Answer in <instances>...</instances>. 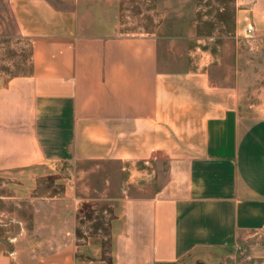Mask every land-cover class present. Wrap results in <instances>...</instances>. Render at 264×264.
I'll return each mask as SVG.
<instances>
[{
  "label": "crops",
  "instance_id": "crops-1",
  "mask_svg": "<svg viewBox=\"0 0 264 264\" xmlns=\"http://www.w3.org/2000/svg\"><path fill=\"white\" fill-rule=\"evenodd\" d=\"M97 1L98 16L7 0L30 69L0 74V175L36 183L78 163L164 158L156 192L115 199L112 264H220L246 242L264 260V116L239 112L234 72L221 81L209 62L185 63L151 32L123 34L106 9L116 0ZM235 25L264 38V0H236ZM71 189L35 199L34 241L19 246L24 229L0 238V264L83 263Z\"/></svg>",
  "mask_w": 264,
  "mask_h": 264
},
{
  "label": "rangeland",
  "instance_id": "rangeland-1",
  "mask_svg": "<svg viewBox=\"0 0 264 264\" xmlns=\"http://www.w3.org/2000/svg\"><path fill=\"white\" fill-rule=\"evenodd\" d=\"M49 1L60 9L86 7L94 16L105 9L97 0ZM106 9L109 15L119 16L123 34L151 32L163 39L170 54L183 56L185 63L194 57L209 62L221 81L234 72L239 112L264 116V38L253 30L237 31L236 0H116L110 7L107 3ZM29 69V42L15 34L7 0H0V74L13 76ZM64 168L41 176L36 183L15 173L0 175V196L7 198L0 204L4 212L0 216L1 241L9 243V237L24 229L27 234L20 238L19 246L32 244L35 199L61 195L71 186L78 203L76 259L82 264H112L113 224L119 208L115 199L122 196L123 189L132 196L156 192L165 181L166 159L158 158L148 166L91 162ZM253 244L246 242L232 253L220 254V264H264L248 252Z\"/></svg>",
  "mask_w": 264,
  "mask_h": 264
},
{
  "label": "built area",
  "instance_id": "built-area-1",
  "mask_svg": "<svg viewBox=\"0 0 264 264\" xmlns=\"http://www.w3.org/2000/svg\"><path fill=\"white\" fill-rule=\"evenodd\" d=\"M252 30L253 29H252V27L250 25L246 26V28H245L246 32H251Z\"/></svg>",
  "mask_w": 264,
  "mask_h": 264
}]
</instances>
